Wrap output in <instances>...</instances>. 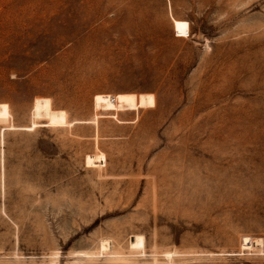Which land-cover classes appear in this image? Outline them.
<instances>
[{
	"label": "rangeland",
	"instance_id": "obj_1",
	"mask_svg": "<svg viewBox=\"0 0 264 264\" xmlns=\"http://www.w3.org/2000/svg\"><path fill=\"white\" fill-rule=\"evenodd\" d=\"M0 264H264V0H0Z\"/></svg>",
	"mask_w": 264,
	"mask_h": 264
},
{
	"label": "bare ground",
	"instance_id": "obj_2",
	"mask_svg": "<svg viewBox=\"0 0 264 264\" xmlns=\"http://www.w3.org/2000/svg\"><path fill=\"white\" fill-rule=\"evenodd\" d=\"M254 239V240H253ZM255 241V242H261V239H259V238H250V241ZM248 241V240H247ZM249 243L247 242V243H245L244 244V246H247ZM105 245L104 244H102V247H104Z\"/></svg>",
	"mask_w": 264,
	"mask_h": 264
}]
</instances>
